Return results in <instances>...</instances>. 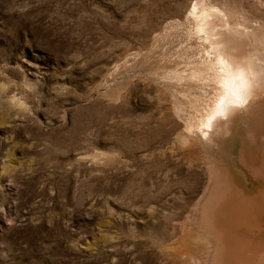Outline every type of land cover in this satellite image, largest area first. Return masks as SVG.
Masks as SVG:
<instances>
[{
    "label": "rangeland",
    "instance_id": "rangeland-1",
    "mask_svg": "<svg viewBox=\"0 0 264 264\" xmlns=\"http://www.w3.org/2000/svg\"><path fill=\"white\" fill-rule=\"evenodd\" d=\"M195 2L0 0V264H264V116L205 138L200 29L264 0Z\"/></svg>",
    "mask_w": 264,
    "mask_h": 264
},
{
    "label": "bare ground",
    "instance_id": "bare-ground-1",
    "mask_svg": "<svg viewBox=\"0 0 264 264\" xmlns=\"http://www.w3.org/2000/svg\"><path fill=\"white\" fill-rule=\"evenodd\" d=\"M197 3L201 4L196 0L191 8L192 12L197 8ZM200 6L202 7L203 4ZM209 8L210 11H207V8L203 9L207 12L201 9V12L205 14L200 29L204 31L207 28L211 32L219 34L213 41L216 43L217 57L220 59L223 72L219 99L213 106L212 113L204 122L205 128L202 132L206 139L212 132L224 131L234 125L248 127V125L256 124L264 116V35L262 33L260 35L259 32L260 37L257 36L258 30H251V27L250 30H245L233 25L230 28L226 26L227 28L221 29L219 28L221 25L219 23L222 21L220 18L224 17H220L221 8L214 7L215 9H212L211 5ZM195 14L194 12L192 16ZM202 14L199 15L203 16ZM212 14H214L213 17ZM224 21L226 20L222 21L223 25L226 24ZM216 25H218V30H216ZM249 26L247 25V27ZM201 27L205 29L203 30ZM243 27L245 26L243 25ZM209 32L206 33L211 34L212 38L214 34H209ZM215 43H212L213 46ZM205 129L208 131L205 132ZM209 223L213 224L211 219H209ZM217 264H221V262L219 261Z\"/></svg>",
    "mask_w": 264,
    "mask_h": 264
},
{
    "label": "crops",
    "instance_id": "crops-1",
    "mask_svg": "<svg viewBox=\"0 0 264 264\" xmlns=\"http://www.w3.org/2000/svg\"><path fill=\"white\" fill-rule=\"evenodd\" d=\"M208 212V211H207ZM206 212V214H205V221H206V224L209 226V227H212V225H214L215 224V221H214V219H213V217H212V215H210L209 213H207ZM209 219H211V221H212V225L209 223Z\"/></svg>",
    "mask_w": 264,
    "mask_h": 264
}]
</instances>
